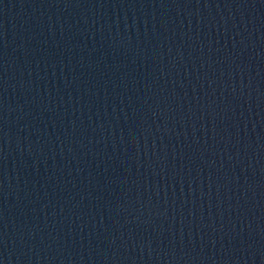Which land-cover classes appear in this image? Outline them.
Returning a JSON list of instances; mask_svg holds the SVG:
<instances>
[{
	"label": "water",
	"instance_id": "obj_1",
	"mask_svg": "<svg viewBox=\"0 0 264 264\" xmlns=\"http://www.w3.org/2000/svg\"><path fill=\"white\" fill-rule=\"evenodd\" d=\"M0 264H264V0H0Z\"/></svg>",
	"mask_w": 264,
	"mask_h": 264
}]
</instances>
